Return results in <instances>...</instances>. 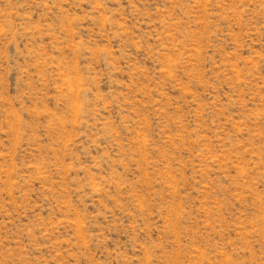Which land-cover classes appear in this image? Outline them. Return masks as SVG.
I'll return each mask as SVG.
<instances>
[{
    "label": "rangeland",
    "instance_id": "1",
    "mask_svg": "<svg viewBox=\"0 0 264 264\" xmlns=\"http://www.w3.org/2000/svg\"><path fill=\"white\" fill-rule=\"evenodd\" d=\"M0 264H264V0H0Z\"/></svg>",
    "mask_w": 264,
    "mask_h": 264
}]
</instances>
